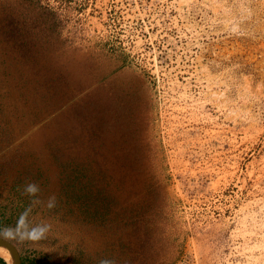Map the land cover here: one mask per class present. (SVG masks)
Here are the masks:
<instances>
[{"label": "rangeland", "instance_id": "374dc122", "mask_svg": "<svg viewBox=\"0 0 264 264\" xmlns=\"http://www.w3.org/2000/svg\"><path fill=\"white\" fill-rule=\"evenodd\" d=\"M26 264H264V0H0V230Z\"/></svg>", "mask_w": 264, "mask_h": 264}, {"label": "clouds", "instance_id": "9594fccd", "mask_svg": "<svg viewBox=\"0 0 264 264\" xmlns=\"http://www.w3.org/2000/svg\"><path fill=\"white\" fill-rule=\"evenodd\" d=\"M21 195L29 197V204L20 214L16 226L5 227L0 230V238L6 240L17 239L21 242L23 241H39L46 238L50 225L44 222L32 224L29 217L33 212V209L37 207H46L48 209H53L57 204V197L55 194L47 197L46 200L42 199L40 193L42 189L38 182L36 181H26L22 188L18 189ZM100 264H111L108 260H101Z\"/></svg>", "mask_w": 264, "mask_h": 264}, {"label": "water", "instance_id": "95a60500", "mask_svg": "<svg viewBox=\"0 0 264 264\" xmlns=\"http://www.w3.org/2000/svg\"><path fill=\"white\" fill-rule=\"evenodd\" d=\"M0 245L4 246L5 248H7L11 252L12 257H13V260H12L13 264H23L20 251L13 242H11L10 240L0 238Z\"/></svg>", "mask_w": 264, "mask_h": 264}, {"label": "bare ground", "instance_id": "6f19581e", "mask_svg": "<svg viewBox=\"0 0 264 264\" xmlns=\"http://www.w3.org/2000/svg\"><path fill=\"white\" fill-rule=\"evenodd\" d=\"M0 257L5 258L10 264H13L11 252L2 245H0Z\"/></svg>", "mask_w": 264, "mask_h": 264}, {"label": "trees", "instance_id": "16d2710c", "mask_svg": "<svg viewBox=\"0 0 264 264\" xmlns=\"http://www.w3.org/2000/svg\"><path fill=\"white\" fill-rule=\"evenodd\" d=\"M0 264H9L4 258L0 257ZM26 264V263H23Z\"/></svg>", "mask_w": 264, "mask_h": 264}]
</instances>
